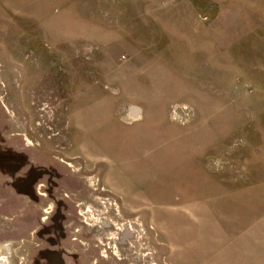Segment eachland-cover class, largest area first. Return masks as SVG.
I'll use <instances>...</instances> for the list:
<instances>
[{"label":"rangeland","instance_id":"rangeland-1","mask_svg":"<svg viewBox=\"0 0 264 264\" xmlns=\"http://www.w3.org/2000/svg\"><path fill=\"white\" fill-rule=\"evenodd\" d=\"M0 263L264 264V0H0Z\"/></svg>","mask_w":264,"mask_h":264},{"label":"bare ground","instance_id":"bare-ground-1","mask_svg":"<svg viewBox=\"0 0 264 264\" xmlns=\"http://www.w3.org/2000/svg\"><path fill=\"white\" fill-rule=\"evenodd\" d=\"M136 115H138V113H136ZM2 262V261H1ZM5 263V262H4ZM0 264H3V263H0Z\"/></svg>","mask_w":264,"mask_h":264},{"label":"water","instance_id":"water-1","mask_svg":"<svg viewBox=\"0 0 264 264\" xmlns=\"http://www.w3.org/2000/svg\"><path fill=\"white\" fill-rule=\"evenodd\" d=\"M135 113H138V111L136 110Z\"/></svg>","mask_w":264,"mask_h":264}]
</instances>
